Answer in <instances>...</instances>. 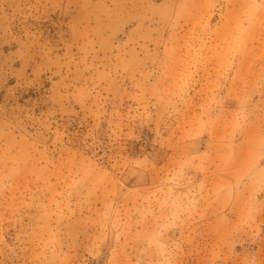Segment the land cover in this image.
<instances>
[{
  "label": "rangeland",
  "instance_id": "1",
  "mask_svg": "<svg viewBox=\"0 0 264 264\" xmlns=\"http://www.w3.org/2000/svg\"><path fill=\"white\" fill-rule=\"evenodd\" d=\"M233 1L0 0V264H264V0Z\"/></svg>",
  "mask_w": 264,
  "mask_h": 264
},
{
  "label": "crops",
  "instance_id": "2",
  "mask_svg": "<svg viewBox=\"0 0 264 264\" xmlns=\"http://www.w3.org/2000/svg\"><path fill=\"white\" fill-rule=\"evenodd\" d=\"M233 3H234V5H231L229 8L227 7V9L233 10L237 16L236 19H238L240 21V23H242L243 18L247 17V13H245V16H243V12L248 11L250 8H252V5H250V3H248V1H246V0H234ZM249 20L253 24H255V22H257L258 24H262L263 25L262 31L264 30V21H262L258 18H253V17H250ZM241 25L244 26L243 23Z\"/></svg>",
  "mask_w": 264,
  "mask_h": 264
}]
</instances>
